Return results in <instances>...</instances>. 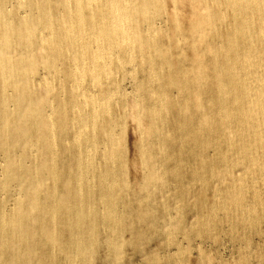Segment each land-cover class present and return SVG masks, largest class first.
Returning <instances> with one entry per match:
<instances>
[{
    "label": "rangeland",
    "instance_id": "374dc122",
    "mask_svg": "<svg viewBox=\"0 0 264 264\" xmlns=\"http://www.w3.org/2000/svg\"><path fill=\"white\" fill-rule=\"evenodd\" d=\"M148 1L0 0V264H264V0Z\"/></svg>",
    "mask_w": 264,
    "mask_h": 264
},
{
    "label": "bare ground",
    "instance_id": "6f19581e",
    "mask_svg": "<svg viewBox=\"0 0 264 264\" xmlns=\"http://www.w3.org/2000/svg\"><path fill=\"white\" fill-rule=\"evenodd\" d=\"M61 1V0H60ZM64 1H66V2H69L70 0H64ZM82 1L83 0H76V10H77V12L79 13L78 15L79 16H82L81 17V19L83 20L84 19V17L86 16L85 14H84V12H82ZM85 1H88V2H91V1H93V0H85ZM121 0H112V2L113 3H119ZM142 1H144V0H142ZM147 1V3H144V6H146V5H148V0H146ZM175 2H177V3H179V4H182V2H184V1H182V0H174ZM206 1V0H205ZM214 1V0H213ZM216 2H217V0H215ZM214 1V2H215ZM231 1V0H230ZM229 1V2H230ZM240 1V0H239ZM245 1V0H244ZM244 1H243V3H244ZM248 1V0H247ZM251 2H253L254 0H250ZM250 1H248V2H250ZM258 1V0H257ZM257 1H255V2H257ZM156 2H157V0H156ZM226 2H228V1H226ZM258 2H262V0L260 1H258ZM264 2V1H263ZM216 4V3H215ZM249 4H251V3H249ZM254 3H252V5H253ZM264 4V3H263ZM220 5V4H219ZM256 5V4H255ZM260 5V4H259ZM244 6V5H243ZM249 6V5H248ZM251 6V5H250ZM257 6V5H256ZM261 6H263V5H261ZM245 7H247V6H245ZM253 7H254V5H253ZM260 7V6H259ZM258 7V8H259ZM255 8V7H254ZM258 8L256 7V11L255 12H257V10H258ZM262 8V7H261ZM232 11L234 12V8L232 7ZM246 9V8H245ZM251 9V8H250ZM253 9V8H252ZM251 9V10H252ZM254 11V10H253ZM201 12H202V14H199L198 12H196V11H192V16H193V21L192 22H194L193 23V25H195V24H198L199 25V23H200V25H199V27H200V29L202 30V32L204 31V29H206L207 27H206V25H207V23H206V19H207V15L209 14V13H211V10L209 11V9H207V11L206 10H201ZM245 12L247 13V10H245ZM248 12H249V10H248ZM251 12V11H250ZM255 12H251L253 15H254V13ZM96 13V12H95ZM177 13H179L178 11L176 12V15H177ZM236 13V12H235ZM257 13H259V11L257 12ZM212 14V13H211ZM224 14V13H223ZM238 14V13H237ZM240 14V13H239ZM260 14V13H259ZM258 14V15H259ZM234 15V14H233ZM247 15H249V13L248 14H245V17H247ZM261 15V14H260ZM92 16H93V14H92ZM263 16H264V14H263ZM98 17H100L99 15H98ZM123 17H126V15H124ZM225 17V16H224ZM237 17V16H236ZM240 17V16H239ZM249 17V16H248ZM253 17V16H252ZM260 17V16H259ZM238 18V17H237ZM237 18H234L235 20L237 19ZM196 19H197V21H196ZM253 19V18H252ZM101 23H98L97 24V22H93L94 23V29L96 28L97 29V32H88V31H86V32H82V33H79V27H76L75 26V24H74V26L72 27V28H74V31H71V32H68L66 35L69 37V44H71V43H74L72 40H74V37H77V38H79V37H82V36H84L85 35V38H84V41H86L87 42V40H88V38H87V36H89L91 33L94 35V36H97V39L100 41V39H104L105 41H106V39H108V32H107V25L108 26H110V27H112L113 26V24H115L116 22H117V19L116 20H112L111 18L110 19H108V21H107V18L103 15V16H101ZM201 20V21H200ZM247 20V19H246ZM255 20V19H254ZM263 20H264V17H263ZM263 20H261V22L263 21ZM200 21V22H199ZM197 22H199V23H197ZM95 23H96V25H95ZM215 23V22H214ZM236 23V22H235ZM232 24H234L233 22H232ZM237 24V23H236ZM235 24V25H236ZM198 25H196V26H198ZM247 25V24H246ZM258 25V24H257ZM195 26V27H196ZM234 26V25H233ZM232 26V27H233ZM49 29H51V30H53V32H52V37H51V40L52 41H56L55 39H59L60 37L63 39V41L64 42H66V40L62 37L63 36V29H61L60 31L58 30V27H57V32L56 31H54L55 30V23H53V24H50L49 26ZM126 27H127V23H126V19L124 18V20H119L118 21V24L117 25H115L114 27H112V28H110L109 29V32H110V36H111V40H110V42L112 41V40H116L118 43L120 42V41H124L125 39H130L131 38V35L130 34H128L127 36H126V34H127V30H126ZM199 27H198V29H199ZM231 27V28H232ZM236 27V26H235ZM234 27V28H235ZM246 27H248V26H246ZM121 28V29H120ZM236 29V28H235ZM245 29V28H244ZM258 29V28H257ZM68 30V29H67ZM122 30V31H121ZM193 30H195L196 31V34H198L197 32L198 31H200V30H196L195 28L193 29ZM246 30V29H245ZM244 30V31H245ZM249 30V29H248ZM69 31V30H68ZM254 31V30H253ZM207 32V31H206ZM238 32V31H237ZM248 32V31H247ZM199 33H201V31L199 32ZM205 32H203L202 34H204ZM254 33V32H253ZM202 34H201V37H202ZM206 34V33H205ZM203 35V36H208V33H207V35ZM245 34V33H244ZM251 35V34H250ZM7 36H9V35H7ZM250 37V36H249ZM117 38H119V39H117ZM207 38V37H206ZM205 38V39H206ZM204 38H203V40H205ZM135 40H137L136 38H135ZM202 40V39H201ZM132 43H133V40H132ZM208 48H210V46H208ZM104 49H106V47H104V48H102V49H100V50H103L104 51ZM212 50V49H211ZM103 51H102V53H101V55L103 54ZM27 53V52H26ZM210 54H211V52H209ZM28 54V53H27ZM98 54H100V53H98ZM98 54L96 55V56H98ZM261 56V55H260ZM257 57H259V56H257ZM86 58V57H85ZM95 58V57H94ZM252 59V58H251ZM262 59H263V56H262ZM259 59H257V61H258ZM206 61V60H205ZM256 61V62H257ZM262 61V60H261ZM199 62V61H198ZM197 62V63H198ZM203 62V61H202ZM260 62V61H259ZM259 62H258V65H259ZM245 64V63H244ZM260 64H264L263 62L262 63H260ZM263 66V65H262ZM261 66V67H262ZM202 67H203V65H202ZM259 69V68H258ZM254 70H255V68H254ZM204 73V72H203ZM251 74V73H250ZM255 74H257L256 73V71H255ZM263 74V73H262ZM197 75H199V74H197ZM254 75V74H253ZM195 77V76H194ZM199 77V76H198ZM249 77V76H248ZM258 77H260V76H258ZM257 77V78H258ZM247 78V77H246ZM263 78V77H262ZM261 77H260V79H262ZM188 79V78H187ZM208 79V78H207ZM258 80V81H262V80ZM178 80V79H177ZM196 80V79H195ZM198 80H199V78H198ZM247 80V79H246ZM249 80V79H248ZM251 80V79H250ZM250 80H249V82H250ZM256 81V80H255ZM263 81H264V78H263ZM262 81V82H263ZM196 82H198V81H196ZM195 82V83H196ZM248 82V81H247ZM248 82V83H249ZM261 82V83H262ZM252 83H253V80H252ZM264 83V82H263ZM263 83H262V85H263ZM261 85V84H260ZM247 86H248V84H247ZM199 87V86H198ZM212 88V87H211ZM262 88V87H261ZM262 90V89H261ZM263 92H264V90H263ZM199 93V92H198ZM200 94V93H199ZM252 98V97H251ZM260 98V100H261V97H259ZM196 100V99H195ZM252 101V100H251ZM258 102V101H257ZM262 102H264V100L262 101ZM32 103H35V102H33V101H31L30 102V104L32 105ZM261 105V104H260ZM262 105H263V103H262ZM250 115H251V113H250ZM230 117V116H229ZM229 117H227L228 119H229ZM239 117V116H238ZM224 125V124H223ZM248 126V125H247ZM42 145V144H41ZM37 147V146H36ZM40 147V145L38 146V148ZM33 152V151H32Z\"/></svg>",
    "mask_w": 264,
    "mask_h": 264
}]
</instances>
